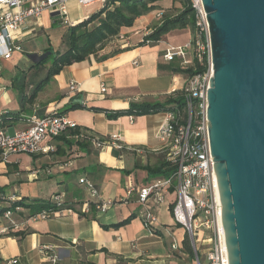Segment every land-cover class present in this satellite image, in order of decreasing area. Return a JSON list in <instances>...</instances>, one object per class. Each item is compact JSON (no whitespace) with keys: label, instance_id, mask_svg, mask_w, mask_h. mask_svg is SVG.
I'll use <instances>...</instances> for the list:
<instances>
[{"label":"crops","instance_id":"1","mask_svg":"<svg viewBox=\"0 0 264 264\" xmlns=\"http://www.w3.org/2000/svg\"><path fill=\"white\" fill-rule=\"evenodd\" d=\"M89 8L80 6L76 0L69 1L70 19L81 22L91 14L92 11L86 13ZM77 10L81 14L78 17L72 15ZM148 15L138 18L136 24L141 27L147 24ZM58 26L64 29L55 36ZM135 27L123 30L133 31ZM67 29L68 26L62 25L48 10L37 21L27 22L20 32L23 52H16L11 59L3 61L0 118L9 112L21 111L10 77L17 70L30 66L29 54H42L49 45L58 49ZM172 31L159 41L144 45L138 42L145 32L135 31L117 48L122 51L105 57L113 51L105 45L96 54L65 66L38 93L36 102L20 114L22 118L9 120L5 126L7 131L9 126H15L16 130L27 127L26 119L34 112L40 115L64 113L77 124L71 129L79 131L76 134H70V129L66 131V139H71L69 142L62 138L46 139L44 146L55 147L49 153H14L7 159L0 154V189L4 193L32 199L61 193L73 210L48 220H21V230L25 233L21 238L0 234V264H202L201 257L206 261L205 254L198 259L186 252L185 231L174 223L166 202L149 204L161 220L157 233L145 226L146 207L137 201L136 195L129 202H119L129 186L141 187L155 179L149 178L145 167L156 164L163 157L161 150L165 143L158 137V130L165 113L109 119L104 112L87 108L64 112L79 97L83 98L82 105L115 110L125 109L132 102L164 101L175 91L182 90L186 77L173 70L181 65V58L167 61L163 53L168 44H186L194 31L191 29L192 33L183 40L171 38ZM41 35L47 36V44H38ZM14 58L15 63L12 62ZM71 79L80 84L75 93L69 90ZM102 84L108 87L105 93H101ZM113 134L120 135L123 148L107 143ZM97 141L105 143L98 147ZM82 176L92 180L105 198L118 202L105 213L97 212L93 205L91 212L84 213L82 207L89 200V194L79 183ZM132 214L136 216L123 226H102L118 223ZM6 223L0 220V227ZM174 241L178 249L171 247ZM52 257L57 261L53 262Z\"/></svg>","mask_w":264,"mask_h":264},{"label":"built area","instance_id":"2","mask_svg":"<svg viewBox=\"0 0 264 264\" xmlns=\"http://www.w3.org/2000/svg\"><path fill=\"white\" fill-rule=\"evenodd\" d=\"M69 1L71 0H0V79L3 61L11 59L14 53L23 51L20 32L28 21H37L48 10L60 19L62 25L69 27L75 24L69 17ZM76 1L82 7H100L108 0ZM189 3L195 12L192 39L181 46L168 44L163 53L167 61L179 57L183 66L198 63L203 67L201 72L185 79L184 109L166 112L165 120L158 130V137L165 143L161 151L168 164L175 169L168 177H156L141 187L129 186L126 195L120 197L119 202H129L136 195L137 201L146 207L143 222L152 233L159 230L160 219L149 204L160 205L166 202L174 223L182 226L185 233H188L198 259L204 248L206 264H229L208 124V90L214 74L210 28L203 0H189ZM162 14V11L157 12L159 18ZM150 32L151 29L146 30L141 41ZM152 42L145 40L146 44ZM135 63L138 64V61ZM79 88L80 84L71 79L70 92L75 93ZM107 89L106 84L101 85V93H105ZM26 121L27 127L17 129L14 133H9L5 127L0 126V154L4 159L14 153L39 154L54 151L55 147L44 146V141L59 137L68 129L77 127L65 114L59 113L40 115L34 112ZM120 140L119 134H113L107 143L121 149L123 146ZM104 143L105 141H97L95 144L101 147ZM47 172L50 173V170ZM79 183L89 194V200L82 207L84 213L91 212V205L95 206L97 212L105 213L111 205L118 202L105 198L96 184L85 176L79 178ZM16 197L17 195L7 197L0 190V202ZM54 199L61 204L64 197L60 195ZM65 211L73 210H44L25 220H48L62 215ZM0 220L7 222L0 227V234L8 233L11 226L19 229L22 225L13 218L11 210L0 216ZM171 247L178 249L175 241ZM51 260L56 262L57 258L52 257Z\"/></svg>","mask_w":264,"mask_h":264},{"label":"water","instance_id":"3","mask_svg":"<svg viewBox=\"0 0 264 264\" xmlns=\"http://www.w3.org/2000/svg\"><path fill=\"white\" fill-rule=\"evenodd\" d=\"M203 4L214 65L208 124L229 264H264V0Z\"/></svg>","mask_w":264,"mask_h":264},{"label":"trees","instance_id":"4","mask_svg":"<svg viewBox=\"0 0 264 264\" xmlns=\"http://www.w3.org/2000/svg\"><path fill=\"white\" fill-rule=\"evenodd\" d=\"M158 1L159 0H108L105 5L96 7V9L81 22L70 25L64 35L63 44L58 49H54L49 45L42 54H29L31 61L30 66L26 69L17 70V72L10 77L11 86L15 90L21 104V111L9 112L3 115V117L0 118V126L5 127L11 119L16 120L22 118L20 114L28 105L32 106L36 102L38 93L52 77L59 74L65 66L82 61L103 49L107 42L120 36L123 28L132 27L138 18L158 9ZM158 20L159 21L150 28L151 32L145 36L144 40L138 42L139 45L146 44L145 40H152V43L159 41L163 36L175 29L190 27L195 31V12L189 0H182L181 9L172 13H163L162 17ZM122 50L123 49H115L105 57ZM105 57L103 56V58ZM202 68L203 67L198 63H194V65L190 66L179 65L174 67L173 70L175 73L189 77L201 72ZM185 105V90L182 89L175 91L164 101L132 102L125 109L114 110L98 106L88 107L77 102H72L64 112L69 109L87 108L96 112H104L109 119H116L123 115H144L158 112L166 113L177 109L182 111ZM78 131V128L70 129V134H76ZM65 133L56 138L66 139ZM69 141H71V139H66V142ZM77 142L81 141L78 140ZM145 168L148 171L149 178L168 177L175 169L174 166L171 167L168 164L164 154L156 164L148 165ZM5 195L7 197L12 196L6 193ZM60 195L62 194L55 193L48 198L34 199L25 196H17L15 199L1 201L0 216H3L6 211L11 210L13 212V218L17 221H21L29 219L44 210L54 211L71 208L70 205H67L68 201L65 199L61 204L54 199L55 196ZM135 216L136 214H132L118 223L102 226L104 228H118L129 223ZM21 229L23 228L13 229L11 226L10 231L6 234L21 238L25 234ZM183 244L186 252H188L190 256H194L195 252L188 233H185Z\"/></svg>","mask_w":264,"mask_h":264},{"label":"rangeland","instance_id":"5","mask_svg":"<svg viewBox=\"0 0 264 264\" xmlns=\"http://www.w3.org/2000/svg\"><path fill=\"white\" fill-rule=\"evenodd\" d=\"M157 4L159 5V8L158 9H156L155 11H153L152 13H149V15H148V17H149V21H148V23L146 24H144L142 27L141 26H139L138 25V23L136 24V22H135V24L132 26V27H135V28H137L136 30H133V31H131V30H121V34H120V36H118V37H115V38H113V39H111V41H109V42H107L106 43V46H107V49H117L122 43H125L126 41H128V39H127V36H129V35H131L132 33H134L135 31H141V33H143V32H145L146 30H148V29H150L151 27H153L159 20V17L157 16V12L159 11V10H161L163 13H166V12H176V11H178L179 9H181L182 8V3L179 1V0H159L158 2H157ZM96 9V7H90L89 8V11H86V13H89L90 11H92L93 12V10H95ZM92 12H90V13H92ZM71 14V13H70ZM72 15H74V16H76V17H78V16H80L81 14H80V10H77L76 11V13H75V11L72 13ZM71 15V16H72ZM163 15V14H162ZM138 20V19H137ZM136 20V21H137ZM139 27V28H138ZM57 28V27H56ZM64 28H62L61 26H58V28H57V30H55L54 31V33H56L55 34V36H57V35H59V32H61L62 30H63ZM171 32V31H170ZM188 33L190 34V33H192L191 32V28L190 27H187V28H182V29H177V30H173L172 31V36H171V38L172 37H174L176 40H183L184 38H186V36L188 35ZM63 40H64V35H63V37L61 38V44L63 43ZM126 40V41H125ZM171 40V39H170ZM37 41H38V44H47V42H48V39H47V36H40L38 39H37ZM173 42V41H172ZM60 44V45H61ZM60 45H58V47L57 48H59L60 47ZM23 52V51H22ZM22 52H20V53H22ZM15 61H16V59L14 58L13 60H12V62L13 63H15ZM16 127L15 126H9L8 127V132L9 133H14L15 131H16V129H15ZM161 221V220H160ZM162 227H164V226H162ZM166 242L168 243L169 242V239H166ZM202 252H201V254L200 255H202L203 253H204V248H202V250H201ZM202 258V264H206V261L203 259V257H201Z\"/></svg>","mask_w":264,"mask_h":264}]
</instances>
